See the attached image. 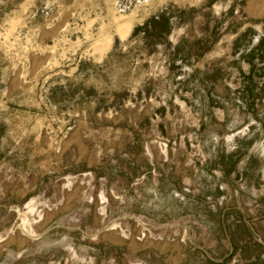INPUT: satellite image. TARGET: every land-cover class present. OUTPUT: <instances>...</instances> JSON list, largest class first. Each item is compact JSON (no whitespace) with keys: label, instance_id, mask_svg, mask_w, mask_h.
<instances>
[{"label":"rangeland","instance_id":"obj_1","mask_svg":"<svg viewBox=\"0 0 264 264\" xmlns=\"http://www.w3.org/2000/svg\"><path fill=\"white\" fill-rule=\"evenodd\" d=\"M0 264H264V0H0Z\"/></svg>","mask_w":264,"mask_h":264},{"label":"trees","instance_id":"obj_2","mask_svg":"<svg viewBox=\"0 0 264 264\" xmlns=\"http://www.w3.org/2000/svg\"><path fill=\"white\" fill-rule=\"evenodd\" d=\"M159 20H151L149 21V23L147 22V24L144 26V29L146 28V26L150 27V32L151 35H153L152 37H154L155 35H158V33H160V35H166V33H168L169 29H170V21L169 19H167V17H165L164 15L159 17ZM145 33H148L146 30H144ZM150 35V36H151Z\"/></svg>","mask_w":264,"mask_h":264},{"label":"bare ground","instance_id":"obj_3","mask_svg":"<svg viewBox=\"0 0 264 264\" xmlns=\"http://www.w3.org/2000/svg\"><path fill=\"white\" fill-rule=\"evenodd\" d=\"M128 31H129V30H128L127 28H125V29L123 30L122 33H123V34H125V33L127 34ZM109 40H110V39H109Z\"/></svg>","mask_w":264,"mask_h":264}]
</instances>
